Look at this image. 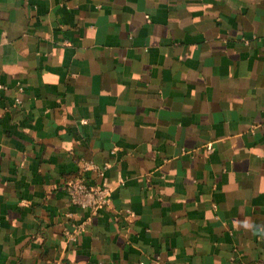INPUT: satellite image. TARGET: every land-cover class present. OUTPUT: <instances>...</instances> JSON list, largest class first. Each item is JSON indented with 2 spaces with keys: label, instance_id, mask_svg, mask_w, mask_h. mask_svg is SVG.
Here are the masks:
<instances>
[{
  "label": "crops",
  "instance_id": "0c3cea01",
  "mask_svg": "<svg viewBox=\"0 0 264 264\" xmlns=\"http://www.w3.org/2000/svg\"><path fill=\"white\" fill-rule=\"evenodd\" d=\"M0 264H264V0H0Z\"/></svg>",
  "mask_w": 264,
  "mask_h": 264
},
{
  "label": "built area",
  "instance_id": "2783aa9c",
  "mask_svg": "<svg viewBox=\"0 0 264 264\" xmlns=\"http://www.w3.org/2000/svg\"><path fill=\"white\" fill-rule=\"evenodd\" d=\"M94 166V167H93ZM95 168L91 163H83V169ZM103 173V168L98 170ZM65 189L67 191L71 203L79 206L82 209L90 211L92 215L97 214L98 211L110 205L112 188L105 185L88 184L83 175H75L65 182ZM69 239H74L75 234H69Z\"/></svg>",
  "mask_w": 264,
  "mask_h": 264
}]
</instances>
